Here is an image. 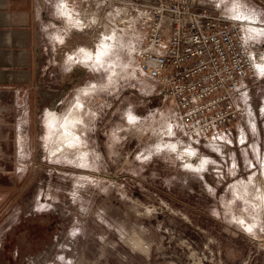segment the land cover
Returning a JSON list of instances; mask_svg holds the SVG:
<instances>
[{
	"label": "rangeland",
	"instance_id": "374dc122",
	"mask_svg": "<svg viewBox=\"0 0 264 264\" xmlns=\"http://www.w3.org/2000/svg\"><path fill=\"white\" fill-rule=\"evenodd\" d=\"M73 8L62 10L71 20ZM93 20L98 41L104 24ZM108 35L100 63H81L80 48L57 126L47 108L59 93L36 91L25 116L0 105V264H264V160L235 170L213 156L204 170L187 168L207 157L189 158L190 139L169 136L172 100L154 96L138 50ZM68 116L80 145L62 127Z\"/></svg>",
	"mask_w": 264,
	"mask_h": 264
},
{
	"label": "crops",
	"instance_id": "0c3cea01",
	"mask_svg": "<svg viewBox=\"0 0 264 264\" xmlns=\"http://www.w3.org/2000/svg\"><path fill=\"white\" fill-rule=\"evenodd\" d=\"M72 1L73 20L63 14L61 2L58 7L59 0H0V105H7L9 112H22L25 116L28 107L36 102L38 90L59 93L58 112L64 97L74 91L72 87L78 82V78L68 75L79 70L73 60L79 59L80 48L92 47L96 25L90 23L97 22L93 20L97 17L102 19L104 31H115L120 42H127L128 48L145 47L144 35L139 30L141 10L138 7L122 1L110 6L103 0ZM222 2L225 8L228 4L227 9L237 10V0ZM111 10H114L113 16ZM244 13L254 17L264 29L263 10ZM120 20L123 26L117 23ZM78 35L83 39L77 38ZM252 42L257 44L254 52L264 55L261 40ZM157 88L155 91L159 94L154 96H163ZM4 98L12 100L8 102ZM237 102L243 117L221 130L219 139L208 136L199 142L190 141L199 159L214 156L223 164L230 160L235 170L241 167L252 170L264 160V62L241 82ZM202 173L206 176L209 172Z\"/></svg>",
	"mask_w": 264,
	"mask_h": 264
},
{
	"label": "built area",
	"instance_id": "2783aa9c",
	"mask_svg": "<svg viewBox=\"0 0 264 264\" xmlns=\"http://www.w3.org/2000/svg\"><path fill=\"white\" fill-rule=\"evenodd\" d=\"M69 1L61 0L60 6L73 7ZM103 1L109 6L122 1L141 10L145 47L136 52L138 68L173 102L170 137L219 139L221 130L242 119L237 102L241 82L264 62V55L254 52L257 44L252 40L262 30L255 28L256 22H246L245 14L225 8L222 0ZM98 39L92 50L112 42L107 32ZM82 59L84 64L93 62L91 56Z\"/></svg>",
	"mask_w": 264,
	"mask_h": 264
},
{
	"label": "bare ground",
	"instance_id": "6f19581e",
	"mask_svg": "<svg viewBox=\"0 0 264 264\" xmlns=\"http://www.w3.org/2000/svg\"><path fill=\"white\" fill-rule=\"evenodd\" d=\"M252 20V19H251ZM246 21V20H245ZM246 22H249V21H246ZM250 23V22H249ZM254 27V26H253ZM256 28V27H255ZM258 30V29H257ZM104 47H106V45H102V48H104ZM84 52H86L87 54H89L88 56H91L92 58H93V63H94V65H95V63L96 62H98V63H100V61H101V59L100 58H98V57H100V54L101 53H103V51H102V49H99V47H98V49L96 50V51H92V50H87V49H84L83 50ZM99 53V54H98ZM82 58H83V56H82ZM82 58H80V59H82ZM98 58V60H96ZM79 59V60H80ZM74 63V62H73ZM261 65L262 64H260L259 66L261 67ZM68 87V86H67ZM87 93V92H86ZM64 94V93H63ZM80 94V93H79ZM58 102H59V99H56L48 108H47V113H48V115L51 117V123H52V125L55 127V126H57L58 125V120H59V117H58V115H57V112H56V108H57V106H58ZM78 106L81 108V104L79 103L78 104ZM83 107V106H82ZM80 108H78V109H80ZM73 119V118H72ZM71 119V116H68V117H66L65 119H64V122H63V125H62V127H64L65 128V132L67 133V137L69 138H71L72 140H74V142L73 143H75L76 145H80V138H79V136L77 135V134H73V133H75V132H73V131H71L70 129L74 126V121ZM78 119V118H77ZM77 119H75V120H77ZM79 120V119H78ZM69 128V129H68ZM74 130V129H73ZM74 136V137H73ZM56 150V149H55ZM57 150H58V148H57ZM186 152H188L189 153V158H191V157H194L195 156V154H196V151L195 150H192L191 148L190 149H188ZM191 156V157H190ZM186 162V167L187 168H189V169H192V170H197V171H200V170H204L205 169V167H206V165L208 164V162H210L209 160H208V158L207 159H203V160H200V161H198V160H195L194 161V158H193V160H186L185 161Z\"/></svg>",
	"mask_w": 264,
	"mask_h": 264
},
{
	"label": "flooded vegetation",
	"instance_id": "af4514ba",
	"mask_svg": "<svg viewBox=\"0 0 264 264\" xmlns=\"http://www.w3.org/2000/svg\"><path fill=\"white\" fill-rule=\"evenodd\" d=\"M258 1H259L260 3H263V4H264V2H263L264 0H262V1L258 0Z\"/></svg>",
	"mask_w": 264,
	"mask_h": 264
},
{
	"label": "water",
	"instance_id": "95a60500",
	"mask_svg": "<svg viewBox=\"0 0 264 264\" xmlns=\"http://www.w3.org/2000/svg\"><path fill=\"white\" fill-rule=\"evenodd\" d=\"M262 1V0H261ZM264 2V1H263Z\"/></svg>",
	"mask_w": 264,
	"mask_h": 264
}]
</instances>
